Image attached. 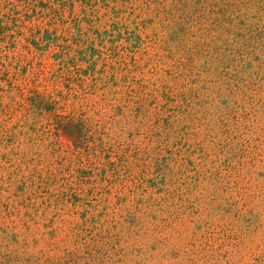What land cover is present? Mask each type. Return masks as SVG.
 Masks as SVG:
<instances>
[{
	"label": "rangeland",
	"instance_id": "1",
	"mask_svg": "<svg viewBox=\"0 0 264 264\" xmlns=\"http://www.w3.org/2000/svg\"><path fill=\"white\" fill-rule=\"evenodd\" d=\"M0 264H264V0H0Z\"/></svg>",
	"mask_w": 264,
	"mask_h": 264
}]
</instances>
